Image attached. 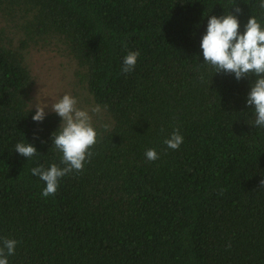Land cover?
I'll use <instances>...</instances> for the list:
<instances>
[{"label":"trees","instance_id":"trees-1","mask_svg":"<svg viewBox=\"0 0 264 264\" xmlns=\"http://www.w3.org/2000/svg\"><path fill=\"white\" fill-rule=\"evenodd\" d=\"M260 2L0 0V245L18 241L9 264H264V128L246 103L256 77L215 74L200 48L212 15L239 7L241 33L251 16L264 24ZM51 49L101 135L83 171L45 198L31 169L63 167L51 138L61 118L32 119L28 56ZM130 51L140 55L124 73ZM177 129L184 142L172 150L164 141Z\"/></svg>","mask_w":264,"mask_h":264},{"label":"clouds","instance_id":"clouds-1","mask_svg":"<svg viewBox=\"0 0 264 264\" xmlns=\"http://www.w3.org/2000/svg\"><path fill=\"white\" fill-rule=\"evenodd\" d=\"M259 7L264 8V0H261ZM239 13L241 9L236 7L235 14L228 11L222 16L212 15L208 18L207 30L200 42L203 63L214 69L215 74H234L237 80L256 77L251 84L246 103L254 106V124L264 128V24L257 17L251 16L241 33ZM139 55V51L128 52L122 62V72L131 73ZM77 104V99L69 93L50 105L43 102L35 104L36 111L32 116L34 121L42 122L45 119L46 108H50L61 118L60 127L51 138L55 149L62 153L60 164L63 167L53 163L47 169L43 166L31 169L32 175L39 176L46 183L42 190L45 198L56 194L63 177L73 171H83L85 163L93 155L92 148L99 142L101 134L93 125L92 116L88 110L78 108ZM91 112L99 113L100 107L92 108ZM183 142L184 138L178 129L164 141L172 150H178ZM15 151L27 159L38 154L31 143H17ZM145 155L149 161L159 158L155 149H148ZM260 184L264 186V179H261ZM17 243L15 239L3 238L0 245V264H9L8 257L15 254Z\"/></svg>","mask_w":264,"mask_h":264},{"label":"rangeland","instance_id":"rangeland-1","mask_svg":"<svg viewBox=\"0 0 264 264\" xmlns=\"http://www.w3.org/2000/svg\"><path fill=\"white\" fill-rule=\"evenodd\" d=\"M28 63L35 79L32 106L37 102L51 104L69 93L77 101V107L83 108L85 100L76 93L75 77L66 56L56 49L34 50L28 56ZM46 114L54 113L50 108Z\"/></svg>","mask_w":264,"mask_h":264}]
</instances>
